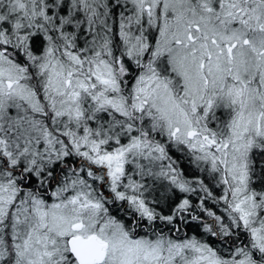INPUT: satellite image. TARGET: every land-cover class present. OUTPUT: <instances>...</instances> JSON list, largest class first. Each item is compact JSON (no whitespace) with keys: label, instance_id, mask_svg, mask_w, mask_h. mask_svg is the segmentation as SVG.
I'll list each match as a JSON object with an SVG mask.
<instances>
[{"label":"snow or ice","instance_id":"obj_1","mask_svg":"<svg viewBox=\"0 0 264 264\" xmlns=\"http://www.w3.org/2000/svg\"><path fill=\"white\" fill-rule=\"evenodd\" d=\"M0 264H264V0H0Z\"/></svg>","mask_w":264,"mask_h":264}]
</instances>
